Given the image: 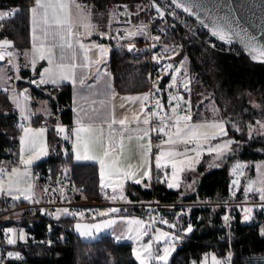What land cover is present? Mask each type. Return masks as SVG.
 Segmentation results:
<instances>
[{"label": "snow or ice", "instance_id": "1", "mask_svg": "<svg viewBox=\"0 0 264 264\" xmlns=\"http://www.w3.org/2000/svg\"><path fill=\"white\" fill-rule=\"evenodd\" d=\"M173 6L175 9H182L185 13L195 15L201 26L207 29L210 40L215 38L219 42L231 45L237 37H240V43L251 60L264 63V33L258 37L243 28L238 18L233 16V10L228 7L227 0L225 4H221L219 0H169L168 5H161L158 0H152L150 5L157 14L156 18L162 21L167 15L175 16V11H170ZM120 8H123V11H120ZM136 8L135 13L129 9L128 5L112 9L106 30H99L98 26L91 22L94 10L77 3L76 0H34V4L28 9L32 24L33 47L31 60L23 67L30 66L34 72H38V79L34 77L29 80V83L37 87L50 85L53 90L62 87L65 81L71 83L74 90L73 103L77 105L73 109L76 113L74 126L68 128L59 122L55 125L57 135L62 133L63 140L71 142L70 153L68 149H63L62 154L66 156L71 154L77 161L82 159L98 161L101 191L111 189L112 192L108 198L112 201L126 199V182L132 181L135 185H140L145 178L150 182L153 179V161L159 182L166 183L168 189L179 190L181 188L180 174L195 172L196 165L201 162L205 154L217 161L230 158L235 154L234 146L238 142L228 137L229 123L234 131H242L239 123L219 118V110L215 104L211 106L213 119H195V115L199 113L192 112L191 79L186 65L189 58L183 56L180 59L183 55L182 44L176 43L175 40L171 43L162 41V36L167 35V27H172L174 30L175 26L161 27L158 30L159 35H151L150 24L132 23L133 17L138 18L146 10L140 5ZM20 11L18 7L10 11H0V21L9 19ZM222 12L223 15H221ZM121 17L123 19H120ZM113 23H122L124 27L115 28L113 33ZM189 31H191L190 28ZM93 35H99L102 39H115L129 52L140 51L134 42H129L138 36L150 38L153 41L150 46L152 50L160 49L159 52L153 51L151 55V61L159 66V74L155 80H151V74H149L148 79L151 81L149 91L140 95L120 97L118 105L120 110L126 112V104L139 105L138 109H134L130 115H117L114 90L107 83L108 74L101 71L109 47L102 43L84 42V37ZM13 46V42L8 39L0 40V62H6L5 65H0V90L8 95V99L19 113L18 126L23 133L19 136V165L22 167H12L8 171L7 167L0 166V195L6 198L11 197L13 200H20L23 197L29 203L39 204L40 200L35 195L36 185L32 182L34 177L30 172V166L34 161L49 154V146L45 141L47 129L31 127L32 117L37 113L28 108V101L31 99L28 89L16 91L10 87L11 80L20 78L9 75L12 71H19L20 67L14 62L15 54L11 51ZM209 47L215 48L216 45L209 44ZM45 60L48 66L37 70V63ZM165 76L170 77V82L166 86V104L163 99L164 92L160 87ZM89 80L94 83H89ZM102 82L103 87H101ZM47 95L50 100L54 99L51 93ZM77 96L83 103H78ZM251 103L254 109H260L264 115V105ZM48 112V107L42 106L41 114ZM0 115L7 117L11 113L3 112ZM133 124L135 127H131ZM246 127L249 139L253 138L254 133L264 136V118L250 121ZM153 133L159 139V144L152 143ZM4 134L7 135V133ZM154 148L156 152L153 156ZM133 158L136 159V163L131 162ZM169 167L170 173L167 171ZM247 167L248 165L237 161L233 164L232 171L236 176H243V170ZM256 167L259 179L250 180L244 193L246 197L249 192L258 194L259 203L252 206L239 205L243 213L242 222L245 223L254 219L255 208L258 207L264 211V172L261 171L264 169V164ZM62 171L66 178L67 168L65 167ZM56 183L58 185L62 183L61 177H57ZM239 183L238 179L233 180L232 186L237 187ZM150 186V183L144 184L145 188ZM185 187L191 188L192 185H185ZM51 190L63 191V188ZM48 191V187L43 189L44 193ZM181 195L183 196V193ZM49 203L54 201L49 200ZM121 211L122 209L118 207L97 210L93 217L96 222H77L74 228L81 237H92L102 229L116 224V219H105V217ZM39 212L55 216L57 220L61 215L83 216V212H70L67 207L57 208L55 213L45 208H40ZM177 215L183 216L184 213ZM119 219L128 226L127 238L136 245L132 249V254L139 264H169L170 257L176 251V244L182 242L187 234L194 231L190 221L187 222L186 228L178 229L176 223H170L162 216L159 220L150 216V222L128 216H120ZM231 219L229 215L223 217L225 226L230 227ZM157 223L167 225L172 231L155 227ZM3 233L8 245H15L18 240L26 241L27 239L23 229L9 227L3 229ZM259 234L264 237V225L260 226ZM144 237H149L147 242H144ZM121 238L122 236L115 237L116 240ZM60 239L63 237L61 236ZM42 243L51 246L53 242L48 240ZM13 257L19 259L20 253L8 251L6 257L0 253V261ZM232 257L231 251L225 257H218L215 253H204L198 264H232ZM193 264L197 262L194 261Z\"/></svg>", "mask_w": 264, "mask_h": 264}, {"label": "trees", "instance_id": "2", "mask_svg": "<svg viewBox=\"0 0 264 264\" xmlns=\"http://www.w3.org/2000/svg\"><path fill=\"white\" fill-rule=\"evenodd\" d=\"M2 2L3 7L21 9L18 14L3 21L0 38L8 37L13 41L18 53L22 54L32 44L28 9L34 4V0H2ZM81 3L92 8L94 10L92 19L94 16L99 17L103 21L99 25L106 27L112 9L119 5H128L137 9L136 6H142L144 0H81ZM173 40L183 45V55L180 59L183 56L189 58L186 65L191 79L192 112L199 113L195 115V119H213L211 106L215 104L219 110V118L240 124L242 129L240 132L234 131L231 123L227 126L228 137L238 142L237 158L246 163L264 160V136L254 133L253 138L249 139L246 127L250 121L264 118L260 109H254L251 103L254 99L257 104L264 105V63L251 61L243 51L239 55L213 51L201 42H192L183 30L168 31L167 35L162 37V41L167 43ZM110 41L115 46L116 42ZM144 42L145 37H141L134 43L140 46ZM108 64L113 75L114 89L117 92L129 94L144 93L149 90L150 84L147 78L149 61L145 57L136 58L127 51L126 47L120 45L110 50ZM41 68L40 65L37 70ZM22 74L30 75L31 79L38 76V72L32 76L28 70L22 71ZM20 86H29L34 94L40 92L30 83L21 82ZM49 93L54 99L50 100L46 94L44 96L50 102L51 114L48 117L36 116L32 124L47 125L48 140L53 152L47 159L39 162L35 169L42 167L57 178L63 175L62 170L66 167L67 173L78 188L79 198L104 199L105 193L101 191L97 164L75 163L71 154L63 155V149H68L70 153L71 142H65L55 132L54 125L57 122L62 124L72 122L70 84H64L60 91L55 89ZM185 95L187 98V94ZM3 112L11 115L7 117L0 115V163L3 160L7 167H11L19 158L21 130L15 129L12 125L17 119V113L13 110L7 94L0 96V113ZM208 158L209 155L205 154L196 167L200 177L193 189H168L166 183L159 182L154 168L152 181L144 180L140 185L129 182L125 196L130 201H150L155 197L163 203H195L190 206L159 208V219L162 216L170 223H176L178 229L186 228L187 222L190 221L194 228L192 233L187 234L183 241L179 242L169 264H193L194 261L198 264L204 253L213 252L218 257H225L229 251L233 253L232 264H255L253 262L255 256L264 257V237L259 234L260 226L264 225V211L257 212L254 220L250 224H245L240 219L238 208L233 207L232 219L228 227L223 220L225 206L198 204L207 199L214 202L231 199L230 191L233 186L230 164L234 158L231 157L230 163L227 162L219 167H210L207 163ZM167 171L170 173V167ZM145 183H150L151 186L145 188ZM243 183L242 179L236 197L244 193ZM38 187L40 188V184ZM21 202L24 201H13L6 197L0 199L2 206ZM181 212L184 215L178 217L177 214ZM123 214H142V212L132 208L124 211ZM75 221L76 217L73 216H63L57 220L38 211L5 220L3 224L6 226L25 228L29 238L25 242L6 245L5 250L18 251L22 257L4 259L0 264H138L133 257L131 244L117 243L109 234L95 239H85L75 231ZM157 225L168 228L167 225L159 223ZM61 236L63 239H60ZM44 237L52 240L51 246L34 241Z\"/></svg>", "mask_w": 264, "mask_h": 264}, {"label": "built area", "instance_id": "3", "mask_svg": "<svg viewBox=\"0 0 264 264\" xmlns=\"http://www.w3.org/2000/svg\"><path fill=\"white\" fill-rule=\"evenodd\" d=\"M151 3H152V0H144V3L142 5V7H145L146 9L144 12H142L146 16V23L151 25L150 27L151 35H159L160 33L158 30L161 27L174 25L175 26L174 30H183L184 32H186V34L189 36L192 42H196V41L201 42L208 47H209V44H215L216 45L215 48L209 47L213 51L232 53L236 55H239L242 52L241 48L236 45H226V44H223L215 40L214 38L210 40L208 32L201 26V24L197 20L189 17L181 9H175L174 6L173 8L170 9V11L172 10L175 11L174 17L172 15H167L166 19L163 21L160 20L159 18H156L157 14L155 10L150 7ZM158 3L161 5H168L169 0H158ZM119 6H122V5H119ZM13 8L14 7L12 8L3 7V2L2 0H0V11H10ZM119 10L123 11V8H120ZM131 11L135 13L137 10H131ZM120 19H123V17H121ZM3 21H0V30L2 29ZM189 28L191 29V31H189ZM168 31H173V28L167 27V32ZM193 33H195V35H193ZM3 39L10 40L8 37L0 38V40H3ZM152 43L153 41L150 38H145V42L142 45L140 46L136 45V48L140 49V51L139 52L132 51L130 53L136 58L145 57L149 61V71H148L147 78L149 77V74H151V80H155L159 74V66L154 64L151 61V55L153 54V51L159 52L160 49L157 48L155 50H152L150 48ZM164 43H167V42H164ZM120 45H121L120 43L117 44V46H120ZM3 64H6V62H0V65H3ZM167 78L168 76H165L164 79L161 81V85H160L162 92H164L163 99L165 101V104L167 103L166 86L170 82V78L169 80ZM148 81L151 87V81L149 79ZM60 90H61L60 87L57 88V91H60ZM4 94L5 92L0 90V96ZM16 113H17V119L13 121L12 125L15 129L21 130L18 126L20 123L19 114L18 112ZM55 125H54V128H55ZM62 125L67 126L68 128H71V125L69 124H62ZM31 126H32V122H31ZM63 135L64 134L61 133L57 136L59 138H63ZM152 136H153L154 142L159 141V139L156 138L155 133H153ZM0 166L7 167L6 163L3 160L1 161ZM60 177H61L62 183L58 185L56 183L57 178H54L51 172H46L42 167H37L35 169V185H36L35 189L36 190L40 189V191H38L39 193L36 194V198L40 200V203L32 204V203H29L28 201H25V202L5 205V206H2L0 204V253L4 254L5 257H6V253L11 250H5V246L8 244L5 242L3 229L9 228L11 226H6L3 224V222L11 218H19L23 216L24 214H26L27 212H36V211L39 212L40 208H45L48 211L53 212V213H55L57 208H65V207L69 208L70 212H85V213L93 212L95 210L107 209L108 207H118V208H121L122 210L136 208V209L143 211L142 215L146 217L152 216L156 220H158L159 219V208L175 207V206H190V205L195 204V203H187V202L163 203V202H159L155 197H153L150 201H130V203L129 201H110V200H104V199L92 200V199H88L85 197L79 198L77 196L78 188L76 187L70 175L67 173L66 178H64L63 175ZM39 184H40V188L38 187ZM73 186H75V188H73ZM46 187L49 188V191L47 193H44L43 189ZM59 188H63V191H59V190L52 191L51 190V189H59ZM237 189L238 188L236 187H233L231 189L230 191L231 199H228L226 201L213 202L210 199H207L205 202L198 203V204L225 206L226 212L223 215V217L225 215H229L231 217L232 208L237 207L239 210L240 219L242 221L243 213L239 205H243V206L256 205L259 203V195L253 192H249L247 194V197L245 196V193H243L240 197H236ZM49 200H53L54 203H49ZM153 209H155V211H152ZM259 211L261 210L258 207L254 209L253 211L254 218H255L256 213ZM45 216L50 217V218H55V216H49V215H45ZM63 216H72V215H61V217ZM252 221L246 222V223L243 222V223L250 224ZM48 240L49 239L47 237H44L41 239H35L34 241L45 242ZM153 246L155 248L156 244L154 243ZM6 259L8 258H5V260Z\"/></svg>", "mask_w": 264, "mask_h": 264}, {"label": "crops", "instance_id": "4", "mask_svg": "<svg viewBox=\"0 0 264 264\" xmlns=\"http://www.w3.org/2000/svg\"><path fill=\"white\" fill-rule=\"evenodd\" d=\"M77 3H78V2H77ZM79 4L82 5L81 2H80ZM129 9H131V10H137V9H133V8H130V7H129ZM91 22L94 23L93 20H91ZM140 22H145V23H146V16H145V14H143V13L140 14L138 18H137V17H133V19H132V23H133V24H138V23H140ZM94 24H95V23H94ZM96 25H97L98 27H100L99 24H96ZM116 25H117V27H124V25H123L122 23H121V24H116ZM80 32H81V33L83 32V29H82V28L80 29ZM31 36H32V44H31L30 48L27 49L26 51H24L22 54L18 53L17 49H16L14 46H13V48H12V52L15 54L14 57H13L14 62L17 63L20 67H19V71H12V72L9 73V75H12V76H18V77H20V78H19V79H13V80H11V81L9 82V84H10V87H12L13 89H15L16 91H22L23 89H28V95L31 97V99L28 101V108H29L30 111H35V112L37 113L36 115H34V116L32 117V121H33V118H35L36 116L41 115V116L48 117V116L51 114V106H50V102H49L48 98L44 96V94L47 95V93L53 91V88H52L50 85H49V86L40 85L39 87H37L36 85H34V86L37 87V89L40 91L38 94H34V93L31 91V88H30L29 86H24V87L20 86L21 82L29 83V80L31 79V76H30V75H28V76H24V75L22 74V71L28 70V71H30V74L32 73V76L35 75V72L31 69L30 66L27 67V68L23 67L26 63H29L30 60H31V50H32V47H33V32H32V24H31ZM141 37L144 38L143 36H138V37H136L133 41H129V42H135V40H136L137 38H141ZM10 41H12V40H10ZM112 41H115V42H116L115 46L112 45V43H111V41H110L109 39H107V38H103V39H102L99 35H93V36H91V37H84V42H85V43L95 42V43H102V44L108 45V47H109V52H110V50H112V49H114L115 47H117V44H118V42H117L115 39H112ZM12 42H13V41H12ZM14 49H15V50H14ZM109 52H108L107 55L105 56V62H104V64L101 66V71H102V72H105V73L108 74L107 77H106V79H107V83L110 84V85H111V88L114 90L115 97H116V99H115V103H116V105H117V115H124V114H129V115H130L134 109H138L139 105L137 104V105H130V106H129L128 104H126V109H127V111L125 112L124 110H120L119 107H118V105H119V103H120V97H125V96H129V95H140V94H143V93H129V94H127V93H119V92H117V91L114 89L113 75H112V72H111V70H110V68H109V64H108V60H109ZM26 54H27V55H26ZM15 58H19V59H16V60H15ZM40 65H41L42 68L48 66L46 60H45V61H39V62L37 63V65H36V68H38ZM42 68H41V69H42ZM93 71H95V69H93ZM35 78L38 79V76H37V77L35 76ZM89 83H94V81L89 80ZM64 84H70V86H71V91H72V99H71V107H72V122L69 123V125H71V127H73V126H74V119H75V116H76V113L73 111V109H74L75 107H77V105H75V104L73 103V99H74V90H73V86L71 85L70 82L65 81ZM64 84H63V85H64ZM101 87H103V82L101 83ZM60 88H61V87H60ZM77 88H78V86H77ZM144 93H146V92H144ZM39 94H43V95H39ZM77 100H78V103H83V101H80V100H79V96H77ZM22 103H23V101H22ZM42 106H46V107H48L49 112H48V113H43V114H41ZM12 107H13V110H14L15 112H18V111L15 110V106H14L13 103H12ZM18 114H19V113H18ZM32 121H31V122H32ZM31 127H33V128L45 127V128L47 129V131H46V133H45V141H46L47 145L49 146V154H48L47 156L41 157V158H40L39 160H37V161H34L33 165L30 166V172H31V174H32L33 177H34V176H35V166H36L39 162H41V161L47 159V158L52 154L53 150H52V148L50 147L49 140H48V127H47V125L44 124V123H40V124H37V125L32 124ZM131 127H135V124L131 125ZM22 134H23V133H22V130H21L19 136L22 135ZM159 142H160V141L154 142V140L152 139V143H153L154 145H155V144H159ZM155 152H156V149L154 148V149H153V156H154ZM133 155H134V150H133ZM72 159H73V161H74L75 163H95V164H97L98 169H99V162H98V161H95V160H83V159L80 160V161H77V160H75L74 156H72ZM131 162H132V163H136L137 161H136L135 158H133ZM11 167H12V166H11ZM13 167H22L21 165H19V158H18L17 163L14 164ZM8 169H9L8 171L11 170L10 168H8ZM152 171H153V179H154V161H153V169H152ZM153 179H152V180H153ZM145 180H147V178H145ZM152 180H151V181H152ZM147 181H148V180H147ZM32 182L35 184V180H34V179H33ZM129 182L133 183L132 181H128V182H126V187H127V185H128ZM148 182H149V181H148ZM103 192H104V193H109V194L111 195L112 190H111V189H105ZM2 197H5V196L0 195V199H1ZM7 198L11 199V197H7ZM11 200H13V199H11ZM20 200L25 201V200L23 199V197H21ZM13 201H15V200H13ZM11 204H12V203H11ZM104 210H105V209H104ZM123 212H124V211H121V212L118 213V214L110 215L109 217H105V219H116L117 222H118L120 216H125V215H126V214H123ZM95 215H96V212H90V213H87V214L83 215L82 217H81V216H77V217H76V220H77L76 223H77V222H80V223H92V222H96V221L93 220V217H94ZM127 215H130V214H127ZM115 216H116V217H115ZM75 231H76V230H75ZM76 232H77V231H76ZM104 234H109V235H111L112 238L114 239V241H116L117 243H129V244L132 245V249H133V247H134V243H133V241L129 240V239L126 238V237H123V236H122V238H121L120 240H116L115 237H116V236H120V235H118L117 233H115L114 229H111V228L102 229L101 232L96 233L94 236H92V237H84V238H85V239H95V238H98V237H100V236H102V235H104ZM133 257H134V256H133ZM134 258H135V257H134ZM135 260H136V259H135ZM136 261H137V260H136ZM137 263L139 264L138 261H137Z\"/></svg>", "mask_w": 264, "mask_h": 264}, {"label": "rangeland", "instance_id": "5", "mask_svg": "<svg viewBox=\"0 0 264 264\" xmlns=\"http://www.w3.org/2000/svg\"><path fill=\"white\" fill-rule=\"evenodd\" d=\"M76 2H78V3H80L81 2V0H76ZM93 20V22L95 23V24H99L100 22L101 23H103V21H102V19L100 20V18L99 17H95L94 16V19H92ZM109 20V19H108ZM108 20H107V22H108ZM107 26H108V23H107ZM107 26L106 27H102L101 25H100V27H98L99 28V30H106L107 29ZM115 28H117V25H116V23H113V25H112V31H113V33H114V31H115ZM13 45H14V43H13ZM15 47V46H14ZM15 50V49H14ZM11 51H12V49H11ZM16 59H19V58H15V60ZM3 65H5V64H3ZM252 102H254V103H256L255 102V100L253 99L252 100ZM257 104V103H256ZM235 148H236V151H235V154L233 155V156H231L232 158H234L233 159V161L231 162V166H230V168H231V174H232V181L233 180H239L240 181V183H239V185L236 187V188H240V186H241V184H242V179L244 180V183H243V188L245 189V187L248 185V183H249V181L250 180H257V179H259V177H258V173H257V165H260V164H264V160H261V161H257V162H250V163H246V162H244V161H241V160H239L238 158H237V154L239 153V147H237V146H234ZM226 158V159H223V160H220V161H217V160H214L211 156H209V158H208V160H207V163L209 164V166L210 167H216L217 165H219V166H222L223 164H225V163H227V162H229V159H232V158ZM237 161H239V162H241V163H244V164H246V165H248V167L247 168H245L243 171H244V175L243 176H236V175H234V173H233V171H232V166H233V164L234 163H236ZM230 163V162H229ZM198 165H196V167H197ZM218 166V167H219ZM13 167V166H12ZM12 167H7V170H9L8 168H12ZM253 168V169H252ZM170 171H171V169H170ZM261 171L262 172H264V169H261ZM186 174V176H184ZM180 177H181V188H183V189H185V190H189V189H193V187H195V184L197 183V181L199 180V177H200V175L196 172V168H195V172H184V173H181L180 174ZM34 180H35V176H34ZM193 181H195V183H193ZM185 185H192V187L191 188H187V187H185ZM38 191H40V189H35V195L36 194H38L39 192ZM254 193V192H253ZM107 194V195H106ZM256 194V193H255ZM258 195V194H257ZM38 196V195H37ZM108 196H110V194L109 193H105V195H104V200H110V201H112L111 199H109L108 198ZM84 198V197H83ZM15 201H18V200H15ZM117 201H120V200H117ZM124 201H130V200H128L127 198L124 200ZM25 202V201H24ZM214 202V201H213ZM216 202H218V201H216ZM17 204V203H16ZM9 205H11V204H9ZM101 210H104V209H101ZM127 210V209H126ZM141 212H143L142 210H140ZM93 212H97V210H95V211H93ZM90 213V212H89ZM85 214H87V213H85V212H83V215H85ZM125 216H128V217H135V218H138V219H143L145 222H149V217H146V216H144V215H142V214H131V215H125ZM116 217V216H115ZM77 221V220H76ZM76 221H75V223H74V225L76 224ZM158 224V223H157ZM127 225L126 224H124V223H122L121 221H120V219L118 220V222L116 223V224H114L113 226H111L110 228L111 229H114V231H115V233H117L118 235H120V236H123V237H126L127 238ZM156 227H159V228H162L163 230H165V231H172V229H169V228H165L164 226H162V225H156ZM12 228H17V229H23L24 230V232L26 233V235H27V239H26V241L28 240V238H29V235H28V232H27V230L25 229V228H23V227H20V226H12ZM149 239V237H144V242H147V240ZM132 241V240H131ZM17 242H19V240L17 241ZM20 242H25V241H20ZM134 243V242H133ZM178 245H179V242L176 244V248L178 247ZM134 246H136L135 244H134ZM161 247H162V245H161ZM11 251H15V250H11ZM15 252H18V251H15ZM20 253V252H19ZM208 253H213V252H208ZM173 255V254H172ZM22 257V255H21V253H20V258ZM13 258H15V257H13ZM171 258V257H170ZM16 259V258H15ZM18 259V258H17ZM253 262L255 263V264H264V257H261V256H255L254 258H253Z\"/></svg>", "mask_w": 264, "mask_h": 264}, {"label": "water", "instance_id": "6", "mask_svg": "<svg viewBox=\"0 0 264 264\" xmlns=\"http://www.w3.org/2000/svg\"><path fill=\"white\" fill-rule=\"evenodd\" d=\"M219 2L221 4H225V0H219ZM227 5L229 8L233 10L232 11L233 16L238 18L239 23L243 28L247 29L251 33L256 34L258 37H260L262 33H264V0H227ZM185 14L197 20L195 15L189 13H185ZM223 14L224 13L222 12L221 15ZM201 16H203V14H201ZM205 30L207 31V29ZM231 45H236L240 47L241 50L244 52V54L250 58L247 51L240 43V37H237L234 43ZM255 63H259V62H255Z\"/></svg>", "mask_w": 264, "mask_h": 264}]
</instances>
